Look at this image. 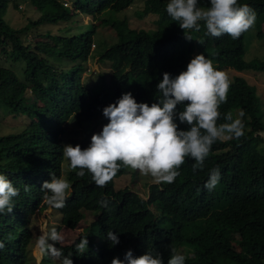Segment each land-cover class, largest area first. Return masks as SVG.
<instances>
[{"label":"trees","instance_id":"16d2710c","mask_svg":"<svg viewBox=\"0 0 264 264\" xmlns=\"http://www.w3.org/2000/svg\"><path fill=\"white\" fill-rule=\"evenodd\" d=\"M29 1L39 16L13 29L4 20L9 0H0V53L10 64L23 63L20 71L0 65V111L29 119L20 131L0 134V174L19 189L12 213L0 214V242L5 245L0 249V264L27 263L32 238L30 216L37 209L51 208L41 187L45 181L51 182L52 174L62 178L63 121L74 116L80 124H89L128 92L137 103L151 106L160 98L156 86L163 73L179 75L198 54L212 60L214 68L224 71L230 81L217 125L231 123L224 118L231 115L232 120H242L244 135L217 140L204 168L196 173L192 171L195 161L186 157L175 181L149 184L146 197L128 187L115 189L114 178L127 167L121 166L112 181L99 187L87 170L83 178L77 176L80 169L72 170L67 160L65 180L71 185L68 199L63 208L51 209L69 229L76 228L86 212L97 213L70 243L55 246L64 256L71 253L73 264H111L116 257L124 260L129 249L134 257L159 253L164 264L171 249L184 255L185 264H264V139L252 135L255 130L264 131L263 113L256 87L243 76L228 74L229 68L264 72L263 60L244 58L247 31L238 39L228 34L216 38L201 22L200 31H190L192 40H187L179 22L166 12L168 0H142L143 8L135 13L154 15L155 28H134L126 17H113L116 39L98 51L110 73L107 79L100 75L94 85H89L82 83L81 74L91 54L94 27L89 24L85 30L87 25L81 26L83 21L78 16H114L135 0H72L73 9L60 0ZM243 4L252 8L256 19L264 18V0H238V5ZM198 6L207 9L210 0H198ZM42 24L62 25L59 31L74 24L77 31H85L72 35L47 31L34 45L24 43L22 35ZM49 56L58 59L57 63L50 62ZM71 61L76 63L62 67ZM183 107L178 106V110ZM180 127L187 130V125ZM216 168L220 181L208 190L204 185ZM25 185L30 186L27 192ZM104 199L108 201L106 208L100 204ZM108 231L118 233L119 244L111 246ZM84 237L88 248L81 254L76 245ZM42 262L52 264L46 255Z\"/></svg>","mask_w":264,"mask_h":264},{"label":"clouds","instance_id":"9594fccd","mask_svg":"<svg viewBox=\"0 0 264 264\" xmlns=\"http://www.w3.org/2000/svg\"><path fill=\"white\" fill-rule=\"evenodd\" d=\"M166 12L179 22L187 40H192L188 34L190 31H200L201 22L211 37L228 34L238 39L256 21L252 8L247 4L238 5V0H210L207 9L199 7L198 0H169ZM156 87L160 98L151 106L137 103L130 92L106 106L103 116L108 123L101 132L92 135L89 147L64 146L63 154L69 160L70 168L80 169L77 176L83 178L87 170L95 184L104 187L124 166L145 176L150 175L158 184H172L180 175L178 169L186 157L195 161L192 171L196 173L197 169L204 168L205 159L217 140L239 139L244 135L242 120H232L231 115L224 117L231 123L217 125L221 118L220 105L227 102L230 81L227 74L215 69L212 60L203 54L192 58L187 69L175 77L163 73ZM181 105L184 106L182 111L178 110ZM180 125H187V130ZM219 181V168L212 169L204 187L213 190ZM29 187L25 185V192ZM70 188L67 180L52 174L51 182L45 181L41 191L46 193L48 206L61 209L66 204ZM18 195L19 189L0 174V214L12 213L15 207L13 198ZM100 204L106 208L108 201L101 200ZM107 239L111 246L120 242L118 233L113 231H108ZM62 240V235L52 228L38 237L36 247L42 255L58 260L60 264H73L72 254L64 256L63 251L55 246ZM4 246L0 242V249ZM87 248L88 239L84 237L76 249L83 254ZM111 264H164V261L159 253L147 252L134 257L129 249L124 260L116 257ZM167 264H185V257L171 249Z\"/></svg>","mask_w":264,"mask_h":264},{"label":"rangeland","instance_id":"374dc122","mask_svg":"<svg viewBox=\"0 0 264 264\" xmlns=\"http://www.w3.org/2000/svg\"><path fill=\"white\" fill-rule=\"evenodd\" d=\"M65 4V6L73 9L72 0H60ZM169 1V0H168ZM135 3L127 8L126 10L115 14L112 16L103 14L95 15V17L82 15L78 16L80 22L83 21L81 26H85V30H88V25L93 24L94 35H93V44L91 45V54L88 56V60L84 63L86 71L81 74V80L84 84L94 85L100 75L108 78L110 73V68L108 63L100 61V56L98 51L108 47L116 39L115 31L111 27V19L117 17L119 19L126 17L131 27L134 28H155V16L154 15H145L137 16L135 13L137 10L143 8L142 0H135ZM39 16L38 10L30 3L29 0H9L7 8L4 13V20L6 23L13 29H18L26 25L30 20H35ZM79 22V21H78ZM79 25V24H76ZM62 25H48L42 24L38 27H32L25 34L22 35L24 43L29 45H34L38 36L47 31L50 33H57L62 35H72L75 32L80 33L84 32V29L77 31L79 28L74 24L68 25V28L64 30H58ZM81 28V27H80ZM245 54L244 58L246 61H249L254 58H258L264 61V18H257L254 26L247 31L245 34ZM48 59L50 62L57 63L55 57L49 56ZM69 62V61H68ZM66 62L62 67L67 68L73 64L75 61L70 63ZM0 65H6L11 67L13 70L17 69L22 70L23 63L10 64L9 61L4 59V56L0 53ZM229 76L240 75L247 79V81L253 84L256 87V93L259 97L261 108H262V122L264 123V72L261 71H237L234 69H228ZM29 122V119L24 115H18L17 117L11 115L5 110L0 111V134L5 135L12 132L20 131L21 127L23 128ZM108 123V120L101 115L97 120L87 124L78 121L74 116L70 117L63 121L64 132L60 135V142L63 146L71 145L75 147L76 145L89 147L91 143V137L94 133H99L102 131V127ZM253 136L262 137L264 139V131L255 130L252 134ZM67 158H64L62 166V178L65 179L68 167H67ZM155 183L154 179L150 175H143L138 170H133L129 167L126 168L125 173L114 178V187L116 190L122 188H130L133 191L137 192L142 197H146L148 185ZM93 213L96 211H88L85 214L84 219L79 223V225L74 229H69L65 226H62L59 222V214L52 210L51 208H46L42 210H36L33 215L30 216L28 227L32 232V238L30 240V245L28 246V255L26 264H41L43 263L45 255H42L36 247L38 237L46 231H50L52 228H55L63 237L62 242L57 244L66 245L70 243L78 234L89 225L94 219L95 216ZM52 243L51 241H49ZM51 260L52 264H57L56 260L47 256Z\"/></svg>","mask_w":264,"mask_h":264}]
</instances>
